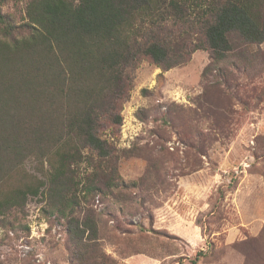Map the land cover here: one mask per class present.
Listing matches in <instances>:
<instances>
[{
  "label": "rangeland",
  "instance_id": "obj_1",
  "mask_svg": "<svg viewBox=\"0 0 264 264\" xmlns=\"http://www.w3.org/2000/svg\"><path fill=\"white\" fill-rule=\"evenodd\" d=\"M29 1L3 0L15 40L32 31L21 27ZM165 33L187 60L164 69L145 56L130 68L122 124L105 122L101 133L116 155L118 187L100 177L105 193L80 190V205L65 215L48 186L30 196L0 217L1 264H264V41L215 62L195 48L198 26L171 21ZM83 151L80 187L101 160ZM46 162L41 172L29 154L12 180L0 175L3 187L46 179ZM71 216L92 220L97 235L75 240Z\"/></svg>",
  "mask_w": 264,
  "mask_h": 264
},
{
  "label": "trees",
  "instance_id": "obj_2",
  "mask_svg": "<svg viewBox=\"0 0 264 264\" xmlns=\"http://www.w3.org/2000/svg\"><path fill=\"white\" fill-rule=\"evenodd\" d=\"M2 4L0 175L12 180L17 162L29 154L41 172L47 161L49 173L46 179L20 178L7 189L1 179L0 217L47 186L50 204L64 215L68 206L80 205V190L84 197L105 193L100 177L118 187L116 155L101 133L105 122L122 124L130 68L145 56L164 69L187 60L189 52L176 51L166 36L169 22L198 26L195 48L210 50L215 62L241 43L264 41V0H30L29 21L21 27L32 31L18 40ZM85 148L101 160L80 187L77 167ZM70 222L75 240L87 230L97 235L92 220L71 216Z\"/></svg>",
  "mask_w": 264,
  "mask_h": 264
}]
</instances>
